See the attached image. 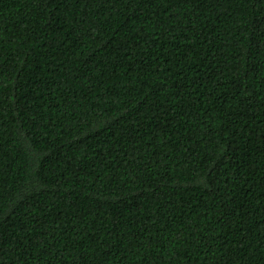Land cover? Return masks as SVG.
Segmentation results:
<instances>
[{
	"label": "trees",
	"instance_id": "trees-1",
	"mask_svg": "<svg viewBox=\"0 0 264 264\" xmlns=\"http://www.w3.org/2000/svg\"><path fill=\"white\" fill-rule=\"evenodd\" d=\"M0 264H264V0H0Z\"/></svg>",
	"mask_w": 264,
	"mask_h": 264
}]
</instances>
